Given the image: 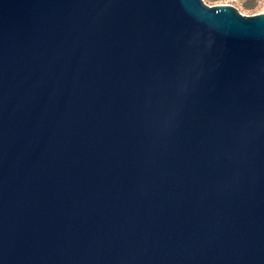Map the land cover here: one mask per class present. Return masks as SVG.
I'll use <instances>...</instances> for the list:
<instances>
[{"label":"water","instance_id":"water-1","mask_svg":"<svg viewBox=\"0 0 264 264\" xmlns=\"http://www.w3.org/2000/svg\"><path fill=\"white\" fill-rule=\"evenodd\" d=\"M0 264H264V11L0 0Z\"/></svg>","mask_w":264,"mask_h":264},{"label":"rangeland","instance_id":"rangeland-1","mask_svg":"<svg viewBox=\"0 0 264 264\" xmlns=\"http://www.w3.org/2000/svg\"><path fill=\"white\" fill-rule=\"evenodd\" d=\"M208 5L224 4L225 0H203ZM243 14H255L264 11V1L260 0H234L230 2Z\"/></svg>","mask_w":264,"mask_h":264},{"label":"built area","instance_id":"built-area-1","mask_svg":"<svg viewBox=\"0 0 264 264\" xmlns=\"http://www.w3.org/2000/svg\"><path fill=\"white\" fill-rule=\"evenodd\" d=\"M233 1H234V0H225L224 4H230V5H231L230 2H233ZM260 1H264V0H260Z\"/></svg>","mask_w":264,"mask_h":264}]
</instances>
